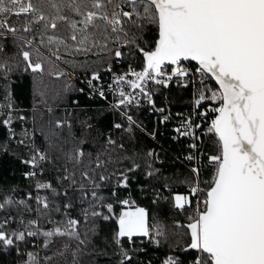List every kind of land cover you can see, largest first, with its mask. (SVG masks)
<instances>
[{"label": "snow or ice", "instance_id": "6c2138e0", "mask_svg": "<svg viewBox=\"0 0 264 264\" xmlns=\"http://www.w3.org/2000/svg\"><path fill=\"white\" fill-rule=\"evenodd\" d=\"M5 161L0 264H264V0H0Z\"/></svg>", "mask_w": 264, "mask_h": 264}, {"label": "trees", "instance_id": "16d2710c", "mask_svg": "<svg viewBox=\"0 0 264 264\" xmlns=\"http://www.w3.org/2000/svg\"><path fill=\"white\" fill-rule=\"evenodd\" d=\"M18 85H20V87L17 89L18 92L20 93L18 99H19V102L21 103V106L22 107H30L31 106V89H30V81L28 80H24V81H17ZM182 99L184 101L187 100V95H184L182 97ZM184 108V105L180 102H177L175 104L172 105V110L173 111H176V110H179V111H182ZM153 117L149 116L147 119H146V123H149V124H154L153 123V120H152ZM108 119H112V116L109 114L108 115ZM161 132L164 133V136L165 137H168L171 135L170 133V130H169V126L167 127H164V126H161ZM162 144H164L165 147H168L169 144L167 142H165L164 139H161L160 141ZM180 146L179 145H173L172 146V150L175 151L177 148H179ZM9 167V162L5 161L3 162L2 164H0V169H3V168H8ZM9 179H11V177H9ZM150 254H151V250H150Z\"/></svg>", "mask_w": 264, "mask_h": 264}, {"label": "built area", "instance_id": "2783aa9c", "mask_svg": "<svg viewBox=\"0 0 264 264\" xmlns=\"http://www.w3.org/2000/svg\"><path fill=\"white\" fill-rule=\"evenodd\" d=\"M172 111H173V110H172ZM182 111H184V108H183ZM176 112H181V111H179V110L173 111V113H176ZM152 120H153V123H155V118H154V117L152 118ZM168 126H169V130H170V133H171V127H172V125L169 124Z\"/></svg>", "mask_w": 264, "mask_h": 264}]
</instances>
